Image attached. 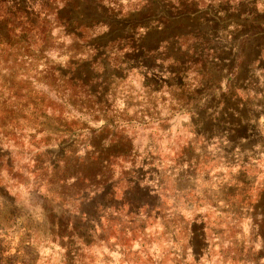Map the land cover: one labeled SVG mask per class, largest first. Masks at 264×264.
Here are the masks:
<instances>
[{
	"label": "rangeland",
	"instance_id": "rangeland-1",
	"mask_svg": "<svg viewBox=\"0 0 264 264\" xmlns=\"http://www.w3.org/2000/svg\"><path fill=\"white\" fill-rule=\"evenodd\" d=\"M49 5L0 52V264H264V0Z\"/></svg>",
	"mask_w": 264,
	"mask_h": 264
},
{
	"label": "trees",
	"instance_id": "trees-1",
	"mask_svg": "<svg viewBox=\"0 0 264 264\" xmlns=\"http://www.w3.org/2000/svg\"><path fill=\"white\" fill-rule=\"evenodd\" d=\"M35 1L43 2L44 6H47L48 2H50V5L52 3L54 5L56 0H0V52L7 50H9L8 52L13 51L11 54L12 56H15L18 54L17 52L27 46L29 39L32 37L31 33L33 31V28L30 27L32 22H30L29 11L32 9ZM59 2H61V5L57 12L61 9L72 12L71 9H74V7H72L74 0H59ZM49 12L50 10L48 8L44 16L46 17ZM57 14L59 15V13ZM41 23H43L42 29L45 32H37V34H35L38 35L36 38H39V35L42 33V38L49 36L50 30L46 27L44 20H42ZM5 55L11 57L8 54ZM10 69L12 68L10 67Z\"/></svg>",
	"mask_w": 264,
	"mask_h": 264
}]
</instances>
